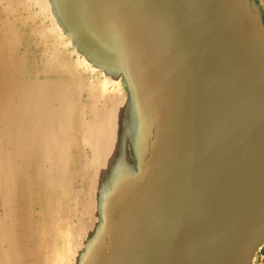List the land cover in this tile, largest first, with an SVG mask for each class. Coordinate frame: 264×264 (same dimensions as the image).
<instances>
[{"label": "water", "instance_id": "95a60500", "mask_svg": "<svg viewBox=\"0 0 264 264\" xmlns=\"http://www.w3.org/2000/svg\"><path fill=\"white\" fill-rule=\"evenodd\" d=\"M0 32L51 198L4 264H258L264 0H0Z\"/></svg>", "mask_w": 264, "mask_h": 264}, {"label": "rangeland", "instance_id": "374dc122", "mask_svg": "<svg viewBox=\"0 0 264 264\" xmlns=\"http://www.w3.org/2000/svg\"><path fill=\"white\" fill-rule=\"evenodd\" d=\"M2 37H3V34L0 32V42H1L0 43V66L2 67V68L0 67V98L3 95V98L0 99V105H1L0 106V151H1L0 152V157H1L0 158V164H1L0 165V171L3 172V173L0 172V182H1L2 186H5L4 184H6V192L8 193V194L5 193V197H6V200H7V206H5L6 209L5 208L3 209V200L2 199L0 200V215H2L4 213V216H0V234H1L0 236L2 237L0 239V249H2V251H4L5 248L1 244V242L4 239L3 233L6 234V235L8 234V236H9V238L11 240L12 238H14L13 236L16 235V230L20 226L21 227L19 229H22V226L24 224V223L21 224L22 220L26 219V215H27V213L25 212L26 208L24 206H26L30 210V212L32 213L33 218L31 216V220L33 219V221L37 222L39 220H42L43 215H44V209H45V207L47 205L50 204L51 198H50L49 194L47 195L46 189L44 188V190H43V184L41 183V180H39V178L37 176L38 175V172H37L38 170H37L36 164L35 163L31 164V166L29 167L28 173L25 172L26 165H28L29 160H30V156H29V154L27 153V151L24 148H27L30 145H28L29 143L26 142V140L22 139L23 137H20L21 135L22 136L24 135V132H23V129H22L23 127H21L23 122L20 121L19 118L32 117V114H31L30 110H28V108L24 107L25 106L24 105L25 104V98L21 99L19 97V96H22L21 93H24V90L19 89V88H17V90L15 89V80L18 79L19 77L15 73H13L11 68H10V67H12V68L14 67V64H13L14 61H10L11 63L9 62L6 45H5V43H3ZM7 42H8V46L11 47L12 44H11V39L10 38H7ZM2 59H4V60H2ZM1 61L4 62L5 65ZM7 62H8V64H7ZM5 70H7V71H5ZM25 71H27V72L24 75H23V73L20 75V78L22 80H26V78L27 79L31 78V74L27 70L26 67H25ZM8 76H9V78H8ZM22 107L24 108V110L22 112H20ZM40 113H41V111H40ZM39 119H40V123L42 124L43 120L40 117H39ZM15 120L16 121L18 120V124L15 123L16 122ZM2 121H3V123H2ZM42 126H43V128H45L44 124H42ZM11 137L14 138V141H16L17 143L16 142L11 143V141L9 140L8 141L9 142V144H8L9 146L8 147L10 149L7 152V155H4L5 151H2V150L5 149L7 140L10 139ZM15 137L17 139H15ZM21 140H23L22 143H20ZM5 141H6V143H5ZM18 143H19V148H17L18 150H16V146H18ZM19 149L22 150V151L19 152L21 154L20 155L21 157L19 156L20 159L18 157ZM29 151L31 152V150H29ZM2 152H3V155H2ZM16 153H18V154L16 155ZM9 155H10V158H9ZM26 155H28V156L26 157ZM2 156H4V160H6L7 166H8V164L11 163L7 167V173H8L7 175L8 176L6 177V179L8 177H11L10 179H13L14 183H13V181H9V178L7 179L8 181H6V179H5V172L3 171L4 168H3V163H2ZM25 158H27V162H28L27 164H26V159ZM22 159L23 160L25 159L24 162H23ZM8 160H9V162H8ZM1 166H2V168H1ZM17 166H19V167H21L23 169H19V167H17ZM15 170L18 171V172H16ZM33 171L34 172L36 171V172L34 173ZM10 173L13 175L14 178L12 177V175ZM27 174H29V175H27ZM3 175H4V177H3ZM18 179H20V180H18ZM15 181H16V183H15ZM8 185L9 186L12 185V189L16 193L13 191V194H12V191H10L9 187H7ZM14 188H16V189H14ZM20 192L21 193L23 192V193L21 194ZM0 193H1V187H0ZM10 193H11V195H10ZM20 197H22L23 202H24V203L22 202V204L20 203L21 206L19 205V202H18V199ZM7 198H10V199H7ZM13 200H15V201H13ZM10 204L13 207L16 206V207L21 208V209H18V210L11 209L12 207L9 206ZM8 207H10L11 211H10V209H8ZM12 212L14 214H12ZM9 213L12 214L13 216L12 215L9 216ZM15 213H17V214L15 215ZM17 222H18V224H17ZM10 232L13 233V234H11ZM11 242L8 243V247H10V246H12V247H10L8 249H9V251H14L15 250L16 241L13 240ZM13 256L15 257V253H13ZM14 257H12L13 258L12 259L13 262H14V259H15ZM4 262L5 261L3 260L2 256H1V252H0V264H4ZM258 264H264V249L260 253Z\"/></svg>", "mask_w": 264, "mask_h": 264}, {"label": "bare ground", "instance_id": "6f19581e", "mask_svg": "<svg viewBox=\"0 0 264 264\" xmlns=\"http://www.w3.org/2000/svg\"><path fill=\"white\" fill-rule=\"evenodd\" d=\"M0 43H1V42H0ZM2 46H3V45H2ZM4 46H5V45H4ZM7 46H8V45H7ZM4 50H5V49H4ZM4 56H5V55H4ZM2 60H4V59H2ZM1 62H2V61H1ZM5 62H6V61H5ZM9 62H10V61H9ZM2 63H4V62H2ZM10 63H11V62H10ZM7 64H8V62H7ZM13 64H15V62H14ZM4 65H5V63H4ZM7 66H8V65H7ZM7 66H6V67H7ZM9 66H10V65H9ZM11 66H12V65H11ZM0 67H1V66H0ZM1 68H2V67H1ZM10 68L12 69V67H10ZM2 71H3V70H2ZM5 71H7V70H5ZM7 75H8V74H7ZM8 78H9V76H8ZM13 82H14V81H13ZM13 84H14V83H13ZM12 86H13V85H12ZM6 87H7V86H6ZM8 87H9V86H8ZM11 88H12V87H11ZM6 91H7V90H6ZM10 91H11V90H10ZM9 94H10V93H9ZM14 95H15V94H14ZM2 98H3V95H2V97H1L0 99H2ZM5 98H6V97H5ZM2 102H3V101H2ZM8 103H9V102H8ZM1 104H2V103H1ZM5 105H6V104H5ZM0 106H1V105H0ZM3 106H4V105H3ZM3 109H4V108H3ZM28 110H29V109H28ZM28 110H27V111H28ZM3 112H4V111H3ZM38 112H39V110H38ZM39 113H40V112H39ZM13 115H14V114H13ZM20 116H21V115H20ZM2 123H3V121H2ZM7 123H8V122H7ZM41 127L43 128L42 125H41ZM44 129H45V128H44ZM22 134H23V133H22ZM23 136H24V135H23ZM23 136L21 135L20 137H23ZM15 138H16V137H15ZM22 139H23V138H22ZM5 142H6V141H5ZM15 142H16V141H15ZM18 142H19V141H18ZM11 143H12V142H11ZM16 143H17V142H16ZM8 144H9V142H8ZM27 144H28V143H27ZM28 145H29V144H28ZM10 146H11V145H10ZM23 146H24V145H23ZM17 148H19V143H18V146H16V150H18ZM20 151H22V150L19 149L18 153H19ZM0 152H1V151H0ZM24 152H25V151H24ZM18 153H16V155H17ZM21 153H22V152H21ZM10 154H11V153H10ZM13 154H14V153H13ZM6 155H7V154H6ZM20 155H21V154L19 153L18 157H19ZM13 156H14V155H13ZM22 156H23V155H22ZM27 156H28V155H26V157H27ZM2 157H3V156H2ZM14 157H15V156H14ZM16 157H17V156H16ZM20 157H21V156H20ZM20 157H19V159H20ZM0 158H1V157H0ZM7 158H8V157H7ZM9 158H10V155H9ZM13 159H14V158H13ZM16 159H17V158H16ZM25 159H26V164H27V163H28V162H27V158H25ZM25 159H24V160H25ZM28 159H29V158H28ZM22 160H23V159H22ZM24 160H23V162H24ZM8 162H9V160H8ZM2 163H3V162H2ZM10 164H11V163H10ZM10 164H8V166H9ZM0 165H1V164H0ZM20 165H21V164H20ZM23 165H24V164H23ZM8 166H7V167H8ZM11 166H12V165H11ZM11 166H10V167H11ZM17 167H19V166H17ZM23 167H24V166H23ZM1 168H2V166H1ZM15 168H16V167H15ZM16 169H17V168H16ZM19 169H23V168L19 167ZM25 170H26V169H25ZM15 171H16V170H15ZM21 171H22V170H21ZM0 172H2V171H0ZM9 172H10V171H9ZM16 172H18V171H16ZM33 172H34V171H33ZM35 172H36V171H35ZM35 172H34V173H35ZM7 174H8V173H7ZM10 174H11V173H10ZM10 174H9V175H10ZM11 175H12V174H11ZM27 175H29V174H27ZM5 176H6V175H5ZM7 176H8V175H7ZM7 176H6V177H7ZM37 176H38V175H37ZM3 177H4V175H3ZM12 177H13V175H12ZM16 177H17V176H16ZM8 178H9V181H13V179H10L11 177H8ZM8 178H7V179H8ZM13 178H14V177H13ZM7 179H6V181H8ZM18 180H20V179H18ZM18 180H17V181H18ZM13 183H14V181H13ZM15 183H16V181H15ZM15 185H16V184H15ZM21 185H22V184H21ZM7 187H9L10 191H12V194H13V191H14V190L12 189V185H11V186L8 185ZM15 187H16V186H15ZM22 187H23V186H22ZM14 189H16V188H14ZM22 190H23V189H22ZM20 191H21V190H20ZM14 192H15V191H14ZM6 193H7V192H6ZM15 193H16V192H15ZM20 193H21V192H20ZM22 193H23V192H22ZM22 193H21V194H22ZM7 194H8V193H7ZM10 195H11V193H10ZM17 195H18V194H17ZM14 197H15V196H14ZM7 199H10V198H7ZM14 199H15V198H14ZM48 199H49V198H48ZM6 201H7V200H6ZM8 201H9V200H8ZM13 201H15V200H13ZM8 203H9V202H8ZM19 205L21 206V204H19ZM23 205H24V204H23ZM6 206H7V205H6ZM9 206L12 207L11 209H14V210L21 209V208H18V207H16V206L13 207V206H11V204H10ZM10 207H8V209H10ZM24 207H25V206H24ZM4 208H5V207H4ZM25 208H26V207H25ZM5 209H6V208H5ZM11 209H10V211H11ZM12 211H13V210H12ZM4 212H5V211H4ZM7 212H8V211H7ZM15 212H16V211H15ZM21 212H22V211H21ZM5 213H6V212H5ZM12 214H14V213L12 212ZM12 214L9 213V216L12 215ZM16 214H17V213H15V215H16ZM20 214H21V213H20ZM7 216H8V215H7ZM12 216H13V215H12ZM15 224H16V223H15ZM17 224H18V222H17ZM6 226H7V225H6ZM20 227H21V226H20ZM20 227H19V228H20ZM13 232H14V231H13ZM10 233H11V232H10ZM3 234H4V233H3ZM11 234H13V233H11ZM0 235H1V234H0ZM3 236H6V234H4ZM13 237H14V236H13ZM1 238H2V237L0 236V239H1ZM10 242H11V241H10ZM8 243H9V242H8ZM9 245H10V244H9ZM10 247H12V246H10ZM10 247H9V248H10ZM12 259H13V258H12ZM12 261H13V260H12Z\"/></svg>", "mask_w": 264, "mask_h": 264}]
</instances>
